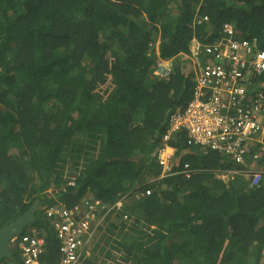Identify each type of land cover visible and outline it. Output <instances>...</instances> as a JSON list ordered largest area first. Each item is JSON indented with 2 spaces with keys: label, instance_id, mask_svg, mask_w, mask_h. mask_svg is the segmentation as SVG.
<instances>
[{
  "label": "trees",
  "instance_id": "obj_1",
  "mask_svg": "<svg viewBox=\"0 0 264 264\" xmlns=\"http://www.w3.org/2000/svg\"><path fill=\"white\" fill-rule=\"evenodd\" d=\"M227 24L264 51V0H0V230L38 200L100 201L82 264H264V175L251 188L235 155L189 144L187 131L164 141L193 89L178 56L193 40L217 42ZM159 33L160 58L177 63L169 80L152 75ZM257 85L264 91V77ZM262 147L244 142L243 163ZM42 215L43 263L57 264Z\"/></svg>",
  "mask_w": 264,
  "mask_h": 264
},
{
  "label": "built area",
  "instance_id": "obj_2",
  "mask_svg": "<svg viewBox=\"0 0 264 264\" xmlns=\"http://www.w3.org/2000/svg\"><path fill=\"white\" fill-rule=\"evenodd\" d=\"M223 29L225 35L217 42L205 45L194 42L191 51L198 64L194 99L185 110L179 109L173 116L171 132L187 131L189 144L212 142L216 149L220 147L218 143L237 141L233 147L239 152L232 153L243 163L246 150L242 143L249 136L264 133V91L253 90L259 87L257 79L264 77V51L257 48V40H240V34L232 25L227 24ZM159 68L160 73H164L169 66L160 64ZM260 151L251 162L244 164L248 170L242 176L252 182V187L258 186L262 179L256 168L264 158V146ZM173 162V150L165 145L159 151L160 166L168 171ZM152 193L153 190H147L145 194ZM123 203H116L108 214L121 210ZM100 204L96 201L86 209L59 203L42 209V219L50 222L59 242L61 258L57 264H82L89 255L98 230L92 229V221ZM106 217L101 218L98 227ZM39 226L28 227L16 241L22 264H44L48 230Z\"/></svg>",
  "mask_w": 264,
  "mask_h": 264
},
{
  "label": "clouds",
  "instance_id": "obj_3",
  "mask_svg": "<svg viewBox=\"0 0 264 264\" xmlns=\"http://www.w3.org/2000/svg\"><path fill=\"white\" fill-rule=\"evenodd\" d=\"M198 25V24H197ZM234 28V27H233ZM250 40V39H249ZM199 42V41H198ZM192 43V46H193V44H194V40L191 42ZM199 43H201V44H211V43H214L213 41L212 42H209V43H204V42H199ZM156 45V44H155ZM155 45H153L151 48H150V50H149V52H148V56L149 57H157V59H159V61H158V63L154 66V68H153V72H152V75L154 76V77H156L158 80H169V79H171L173 76H174V70H175V68H176V66H177V63H176V59H174V58H171V60H164V59H162V58H160V55H161V52L160 53H158V52H156V49H155ZM191 50H192V47H191ZM190 50V53L188 54V55H179L178 57H182L181 58V61H183L182 62V64H183V72H182V74L185 76V78L186 79H191L192 80V82H193V89H192V91H191V99L189 100V102L187 103V104H185V105H179L177 108H176V112H175V114L177 113V111L180 109V110H185L186 108H187V106L193 101V99H194V92H195V88H196V85H197V73L195 72V68H197L198 67V64H196V62H195V60H194V58H193V56H192V51ZM201 58H203V56H201ZM160 64H164V65H168L169 66V68L164 72V73H160V68H159V65ZM187 70L189 71V72H187ZM174 114V115H175ZM173 115V116H174ZM173 116H172V118H173ZM172 118H171V121H172ZM173 133H175V132H171V129H169L168 128V132H167V136L169 135V140H167L168 142L172 139V134ZM166 136V137H167ZM166 137L164 138V141H166ZM230 142V141H229ZM229 142H226V143H218V145H220V147H218L217 149L216 148H213L212 147V142H206V143H202V142H197V144H200V145H204V146H209V147H211L213 150H220V149H225V151L227 152V154H233V155H235L234 153H232V152H235V153H238L239 151H236V150H234L235 148L233 147V145H231V144H228ZM244 142H254V145L256 146V143L257 144H260V145H262V146H264V133L263 134H261V135H257V136H249V137H247L246 138V140L244 141ZM243 142V143H244ZM242 143V144H243ZM165 145H167L169 148H171L170 146H169V144L167 143V144H165ZM165 145L163 146V148L165 147ZM162 149V148H161ZM172 149V148H171ZM173 150V149H172ZM175 151L173 150V158L175 157ZM236 156V155H235ZM175 160V159H174ZM241 164H245V163H241ZM244 169L243 170H241V174L240 175H244V174H242V173H246V171L245 170H248L247 169V167L244 165ZM256 171H258V172H260V174H262V175H264V169L262 168V166H260V165H258V167L256 168ZM250 173L251 174H253L251 171H250ZM247 174V173H246ZM218 177L219 178H222L223 177V174L222 173H218ZM246 179V178H245ZM248 180V179H247ZM249 181V180H248ZM250 182V187L251 188H254V187H256V186H251V181H249ZM136 198H141L139 195L136 197ZM46 207V206H45ZM44 207H43V205H42V207L40 208V211H42V209H43ZM124 203H123V207H122V209L121 210H124ZM30 227V226H29ZM21 236V235H20ZM19 238V237H18ZM17 238V239H18ZM17 239L12 243L13 244V247H14V249H15V247H16V241H17ZM13 248H12V250H13V253L15 254V250H14ZM19 256H20V254H19ZM89 256V255H88ZM17 256L15 255V261L17 262ZM15 261H13V262H15ZM42 261H43V259H42ZM13 262H10V261H5V262H3L2 264H12ZM21 263H22V261H21ZM16 264H18V262L16 263Z\"/></svg>",
  "mask_w": 264,
  "mask_h": 264
},
{
  "label": "water",
  "instance_id": "obj_4",
  "mask_svg": "<svg viewBox=\"0 0 264 264\" xmlns=\"http://www.w3.org/2000/svg\"><path fill=\"white\" fill-rule=\"evenodd\" d=\"M42 205V200L36 201L22 217L0 231V264L5 261H15L12 243L22 235L29 226L37 223V213Z\"/></svg>",
  "mask_w": 264,
  "mask_h": 264
},
{
  "label": "rangeland",
  "instance_id": "obj_5",
  "mask_svg": "<svg viewBox=\"0 0 264 264\" xmlns=\"http://www.w3.org/2000/svg\"><path fill=\"white\" fill-rule=\"evenodd\" d=\"M172 7H173V9L171 10V12H173V14H176L174 6H172ZM141 24L143 25V27L147 24V20H146V18H144V19L141 20ZM197 24H198V23H197ZM148 29H149V31L152 30L151 24H149ZM162 36H163V33H159L158 38H157V41H156V45H155L156 52H158V53L161 52V50H160V46H161V41H160V39H161ZM182 55H184V54H182ZM187 72H189V71L187 70ZM160 150H161V149H160ZM53 195H54L53 192L50 191V192H49V195L46 196L45 198L50 199L51 197H53ZM0 231H1V230H0ZM96 236H98V234H97ZM94 245H96V244H95V239H94V242H93L92 247H93ZM101 246H102V247H106V249L110 251V244H106V242H105V243L102 244ZM12 248L14 249L13 244H12ZM14 250H15V249H14ZM114 254H115L116 258H120V256H121L120 253H118L117 250H116V251L114 250ZM90 255H92V253H91ZM90 255H89V256H90Z\"/></svg>",
  "mask_w": 264,
  "mask_h": 264
},
{
  "label": "crops",
  "instance_id": "obj_6",
  "mask_svg": "<svg viewBox=\"0 0 264 264\" xmlns=\"http://www.w3.org/2000/svg\"><path fill=\"white\" fill-rule=\"evenodd\" d=\"M15 254L17 256V262H18V264H22L21 263V257L19 256V251H18L17 246L15 247ZM44 256H45V254H44ZM44 256H43V258H44ZM17 262H15L14 264H16Z\"/></svg>",
  "mask_w": 264,
  "mask_h": 264
}]
</instances>
